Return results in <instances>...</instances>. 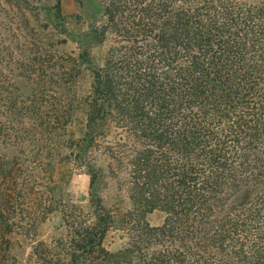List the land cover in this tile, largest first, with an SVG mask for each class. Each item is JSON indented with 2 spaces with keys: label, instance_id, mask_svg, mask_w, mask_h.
<instances>
[{
  "label": "trees",
  "instance_id": "obj_1",
  "mask_svg": "<svg viewBox=\"0 0 264 264\" xmlns=\"http://www.w3.org/2000/svg\"><path fill=\"white\" fill-rule=\"evenodd\" d=\"M74 1L88 21L75 33L60 0H0V76L13 75L0 97L17 92L25 116L0 136V264L23 230L6 174L29 144L43 145L47 184L53 155L88 175L87 225L58 252L34 246L40 264H264V0ZM67 39L76 50L54 55ZM46 70L54 101L35 81ZM103 175L122 183L127 208L102 204ZM109 231L124 240L114 251Z\"/></svg>",
  "mask_w": 264,
  "mask_h": 264
},
{
  "label": "rangeland",
  "instance_id": "obj_2",
  "mask_svg": "<svg viewBox=\"0 0 264 264\" xmlns=\"http://www.w3.org/2000/svg\"><path fill=\"white\" fill-rule=\"evenodd\" d=\"M60 5L61 12L64 15H71L69 17L71 31L75 33L81 28H86L88 21L84 19L83 14L80 18L73 17L78 13L74 0H60ZM54 34L56 39H63V34L59 32H54ZM104 48L105 45H98L90 49L93 63L101 65ZM53 49V54L62 58L65 53L73 49L75 51L76 44L67 39L65 43H56ZM54 67L52 69L56 70ZM49 72L50 70L44 71V75L41 74L42 76L40 75L35 81H37V85L42 86L44 83L50 87L51 90L49 89V91L52 96L48 99L54 101L53 97H55L54 94L59 79L53 72L49 75ZM13 73H15V70ZM4 75L8 79V83L13 81V75L6 70L0 76V83H4ZM16 95L17 92H14L10 96L14 97L11 102L0 97V136L7 132L6 129H9V134L15 135L17 121L20 122L25 117L24 113L18 109L21 104L17 102ZM35 99L36 102H39L45 98L38 92ZM6 145L8 144L6 143ZM27 146L28 148L25 151L16 148L13 154L12 166L6 174L7 184H9L10 189L14 190L13 195L16 197L14 199L18 203L17 207L23 211V213L21 212L23 214L21 224L23 230H14L10 234L12 244L10 261L12 264H40L31 252L34 246H37L41 253H55L60 251L61 247H68L69 239L78 237L80 227L87 225L90 217L87 195L88 175L85 168L72 160L58 162L57 156L53 155L55 163L52 168V183L47 184L44 179V171L51 168L46 165L47 159L43 154L44 150L41 149L43 145L29 144ZM7 151L0 147V162L9 157ZM95 156L97 165L104 169L106 158L99 154ZM32 170H37L39 173L38 179L34 180L31 177L30 172ZM2 173L5 175V172L0 171V177L3 175ZM49 187L52 190L46 196L44 191ZM98 194L101 197L102 204L113 210L125 209L129 204L122 183L107 175H103L98 183ZM48 199H50V202ZM145 218L150 225H159L163 219V213L153 210L147 213ZM40 241L42 243L38 245ZM123 242L124 240L119 231H109L103 240V246L110 251H114L123 245Z\"/></svg>",
  "mask_w": 264,
  "mask_h": 264
}]
</instances>
